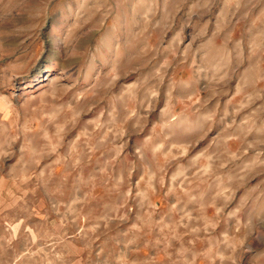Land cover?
<instances>
[{
  "label": "rangeland",
  "instance_id": "obj_1",
  "mask_svg": "<svg viewBox=\"0 0 264 264\" xmlns=\"http://www.w3.org/2000/svg\"><path fill=\"white\" fill-rule=\"evenodd\" d=\"M0 264H264V0H0Z\"/></svg>",
  "mask_w": 264,
  "mask_h": 264
}]
</instances>
